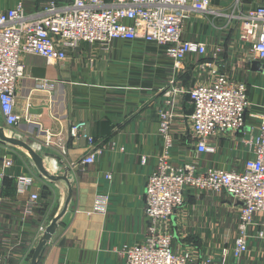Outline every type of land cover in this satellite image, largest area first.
<instances>
[{
	"label": "crops",
	"instance_id": "1",
	"mask_svg": "<svg viewBox=\"0 0 264 264\" xmlns=\"http://www.w3.org/2000/svg\"><path fill=\"white\" fill-rule=\"evenodd\" d=\"M235 1L212 0V8L230 14ZM240 1L246 10L264 6V0ZM20 2L32 14L42 9L46 0H0V10L6 11ZM235 25L227 16L195 14L186 23L184 37L207 42L210 49L222 47L219 70L248 87L251 106L246 114V128L239 133L238 141L229 137L211 139L217 145V153H198L187 117L191 100L183 94L177 100L178 116L173 125L171 153L175 163L197 160L201 170L217 166L242 171L252 156L242 139L253 134L259 124L251 115L260 113L264 105V69L251 54L250 45L239 41V27ZM196 60L189 58L183 69L176 70L165 47L147 43L143 38L116 39L108 49L82 43L59 63H48L36 54L23 57L26 75L17 87V110L23 119L14 130L65 161L74 177L70 210L38 264H123V257L115 249L144 241L148 225L147 181L164 149L159 133V110L166 107L167 100L164 91L174 78L187 89L198 83L202 74ZM44 81L49 86L42 88ZM77 121H86V130L96 143L106 145L105 151L96 153L92 164L81 162L92 151L87 139L69 135L71 125ZM49 134L56 143L65 141L64 155L55 144H44ZM5 146L0 142V156L6 151ZM11 151L15 165L8 170L7 180L0 178V241L3 239L6 264H30L38 243L32 242L36 227L45 216L56 212L60 192L38 178L21 151ZM30 172L37 176L33 191L39 192L43 207L33 218L29 217L28 223H23L22 205L28 195H17L15 177ZM11 183L15 187L13 196L5 192ZM185 198L184 213L172 219L173 248L195 244L205 251L206 246L219 243L230 246L238 223V216L235 219L236 213L230 211L232 198L225 194L199 198L194 191ZM251 249V264H264V241H252ZM215 252L217 264H221V253ZM228 264H235V260Z\"/></svg>",
	"mask_w": 264,
	"mask_h": 264
},
{
	"label": "built area",
	"instance_id": "2",
	"mask_svg": "<svg viewBox=\"0 0 264 264\" xmlns=\"http://www.w3.org/2000/svg\"><path fill=\"white\" fill-rule=\"evenodd\" d=\"M195 14L229 17L239 27V41L244 46L250 45L251 54L264 69V6L246 10L240 0L235 1L230 14L214 10L212 0H46L42 9L32 14L25 11L22 2L6 11L0 10V113L3 124L11 129L18 128L23 119L17 110V87L26 75L23 62L26 54L59 63L82 43L108 49L116 39L143 38L147 43L165 47L176 70L183 69L189 58L197 59L202 80L187 89L174 78L164 91L166 107L159 110L164 149L147 181L146 237L141 243L115 249L123 257V264H217L215 250L221 253V264H228L231 259L235 264H251L252 241H264V105L260 113L251 115L259 120L256 131L242 139L252 155L242 171L217 166L201 170L197 160L179 164L172 159L173 125L181 95L190 96L193 112L187 117L198 153H217L213 138L238 141L239 133L246 128V114L251 106L247 85L219 70L222 47L210 49L207 42L184 37L186 23ZM41 86L49 84L44 81ZM86 128V121H77L71 125L69 135L87 139L92 151L81 162L92 164L96 153L105 151L106 145L96 143ZM44 144L49 147L55 144L61 155L67 152L65 141L56 143L51 134ZM5 149L0 156L1 179L7 178L8 170L15 165L12 148L5 146ZM15 182L17 195H28L21 214L23 223H28L29 217L33 218L43 207L39 192L33 191L37 176L33 172L22 173L15 177ZM189 191L196 192L199 198L221 194L232 198L229 205L237 213L238 223L230 246L219 243L206 246L205 251L195 244L173 248L172 219L184 213ZM44 208L48 209L49 204ZM52 216L40 220L32 242L40 240ZM2 242L3 239L0 264H6ZM8 254L11 255V250Z\"/></svg>",
	"mask_w": 264,
	"mask_h": 264
},
{
	"label": "water",
	"instance_id": "3",
	"mask_svg": "<svg viewBox=\"0 0 264 264\" xmlns=\"http://www.w3.org/2000/svg\"><path fill=\"white\" fill-rule=\"evenodd\" d=\"M190 97V96H189ZM192 109L188 112L191 115ZM0 142L21 151L31 166L48 183L53 184L60 192L59 205L52 216L48 227L37 243L30 264H38L44 248L51 242L54 235L70 210L73 200L74 177L70 167L62 159L43 151V146L37 141L25 137L14 129L3 124L0 113Z\"/></svg>",
	"mask_w": 264,
	"mask_h": 264
},
{
	"label": "trees",
	"instance_id": "4",
	"mask_svg": "<svg viewBox=\"0 0 264 264\" xmlns=\"http://www.w3.org/2000/svg\"><path fill=\"white\" fill-rule=\"evenodd\" d=\"M5 179H6V178H5ZM6 180H7V179H6ZM8 186H10V187H9V189H6L5 192H6L7 195H11V196H13L14 193H15V187L13 186L12 183L9 184Z\"/></svg>",
	"mask_w": 264,
	"mask_h": 264
},
{
	"label": "rangeland",
	"instance_id": "5",
	"mask_svg": "<svg viewBox=\"0 0 264 264\" xmlns=\"http://www.w3.org/2000/svg\"><path fill=\"white\" fill-rule=\"evenodd\" d=\"M230 211H231V213H232V212H235V211H233L232 209H230ZM236 214H237V213H236ZM236 214H235V219H236V217H237V215H236ZM237 218H238V217H237Z\"/></svg>",
	"mask_w": 264,
	"mask_h": 264
}]
</instances>
